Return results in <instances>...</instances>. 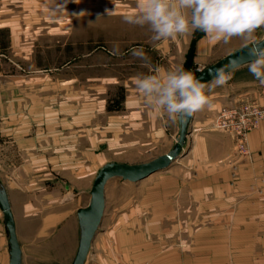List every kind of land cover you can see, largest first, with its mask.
Returning <instances> with one entry per match:
<instances>
[{"label":"crops","instance_id":"1","mask_svg":"<svg viewBox=\"0 0 264 264\" xmlns=\"http://www.w3.org/2000/svg\"><path fill=\"white\" fill-rule=\"evenodd\" d=\"M137 3L107 0L109 26ZM3 6L0 30L10 29V51L0 38V187L14 214L20 264H74L85 232L79 211L90 203L100 168L146 162L177 143L179 123L150 107L133 78L177 68L195 75L197 66L247 41L212 43L200 31L153 40L148 26L123 19L138 34L108 37L100 53L93 38L69 41L68 22L58 20L48 22L39 63L37 37L19 32L28 20L4 17ZM86 8L91 15L102 9ZM246 65L206 91L211 106L191 117L181 154L168 167L138 181L108 179L103 218L84 264H264V125L249 132L245 157L235 155L234 136L213 125L226 103L264 104V85ZM129 187L135 196L124 193ZM10 250L0 206V264H10Z\"/></svg>","mask_w":264,"mask_h":264},{"label":"clouds","instance_id":"2","mask_svg":"<svg viewBox=\"0 0 264 264\" xmlns=\"http://www.w3.org/2000/svg\"><path fill=\"white\" fill-rule=\"evenodd\" d=\"M123 19L148 26L153 40H175L196 31L203 32L212 43L227 44L234 37L245 40L251 57L248 71L264 85V41L254 35L264 28V0H138L137 10ZM238 67V62H230L228 72L217 69L209 84L183 68L167 72L157 69V74L133 79L150 107L166 114L173 123L182 124L211 106L206 91L225 85L231 70Z\"/></svg>","mask_w":264,"mask_h":264},{"label":"rangeland","instance_id":"3","mask_svg":"<svg viewBox=\"0 0 264 264\" xmlns=\"http://www.w3.org/2000/svg\"><path fill=\"white\" fill-rule=\"evenodd\" d=\"M112 1V0H111ZM91 3L100 5L102 9L95 11V15H91V11L87 10L86 7L90 6ZM107 0H1L0 4L3 6L4 12L2 13L4 17H7L10 13L13 14V17L17 18L20 21L26 22L28 20V26H22L20 28V34L23 37H29L32 41L33 37L36 39V47L34 48L35 54L37 55V62L42 63V59L38 56L41 55V52L46 48V40L49 38L50 33H48V22L65 20L67 23V36L68 40L71 41L73 37L82 38L83 40L93 38L96 40V46L100 53H104L108 48L107 39L108 37H113L115 40H119L124 35H137L138 28H125L122 26V18L115 17L114 26H109L110 20L107 19V11L105 5ZM98 22L99 26H91V22ZM113 22V21H111ZM39 23V24H38ZM96 24V23H94ZM118 24V25H117ZM58 29V28H54ZM264 35V28H260L257 32L256 38H259ZM9 36L10 29L3 28L0 30V38L3 40V47L10 51L9 48ZM25 44V40L23 41ZM69 44V43H68ZM122 41H117L114 44L116 50H121L123 47ZM22 45V44H20ZM32 46H35V44ZM69 48L67 49V53ZM48 61V60H45ZM52 61V60H51ZM209 66V65H208ZM198 67V66H197ZM196 74L201 73L197 72ZM207 67V66H205ZM204 67V68H205ZM245 72H248L247 66L244 67ZM101 73H104V70H100ZM247 100V99H246ZM218 113V112H217ZM217 115V114H216ZM215 120L213 121L214 125ZM215 126V125H214ZM216 127V126H215ZM217 128V127H216ZM220 129V128H218ZM221 130V129H220ZM226 132V131H225ZM231 134V133H230ZM232 135V134H231ZM249 139V137H248ZM235 140V155L237 157H245L250 155L244 152H241L239 149L238 141ZM249 148V143L247 144ZM177 159V158H176ZM124 193L127 196H135L136 188L129 187L124 189ZM186 237L184 240H180V245L186 244ZM185 243H184V242Z\"/></svg>","mask_w":264,"mask_h":264},{"label":"water","instance_id":"4","mask_svg":"<svg viewBox=\"0 0 264 264\" xmlns=\"http://www.w3.org/2000/svg\"><path fill=\"white\" fill-rule=\"evenodd\" d=\"M260 41H264V35L256 38ZM249 42H247L248 44ZM246 43L242 46L230 51L225 56L221 57L214 63L205 67L201 73L195 75V77L203 83H207L213 79V74L217 69H225L229 71L230 62H238L239 66L247 63L251 57L248 56V47ZM193 117V116H192ZM190 121L189 118L184 123H179V135L177 138L176 146L169 152L161 154L152 160L141 162V163H125V162H107L104 164L93 184L92 196L88 206L81 208L79 214L84 223V231L79 247L77 257L74 264H84L89 248L91 246L92 239L96 232L97 225L103 215L105 207V186L109 178L113 176H121L124 179L131 181H138L153 172L168 167L172 161L178 158L181 154L182 147L186 141V135L190 132ZM0 206L4 212L6 224L10 233V245H11V259L10 264H20L21 248L17 235L16 226L14 221V214L12 212L10 203L6 194L0 187Z\"/></svg>","mask_w":264,"mask_h":264},{"label":"built area","instance_id":"5","mask_svg":"<svg viewBox=\"0 0 264 264\" xmlns=\"http://www.w3.org/2000/svg\"><path fill=\"white\" fill-rule=\"evenodd\" d=\"M204 69L197 67V72ZM264 125V104L257 99H244L226 103L220 107L215 117L214 125L223 131L231 133L238 141L241 152L249 154L248 136L253 129Z\"/></svg>","mask_w":264,"mask_h":264}]
</instances>
